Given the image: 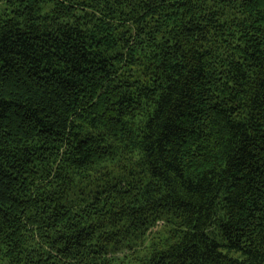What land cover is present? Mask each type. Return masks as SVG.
I'll use <instances>...</instances> for the list:
<instances>
[{"label":"trees","instance_id":"1","mask_svg":"<svg viewBox=\"0 0 264 264\" xmlns=\"http://www.w3.org/2000/svg\"><path fill=\"white\" fill-rule=\"evenodd\" d=\"M0 264H264V0H0Z\"/></svg>","mask_w":264,"mask_h":264}]
</instances>
